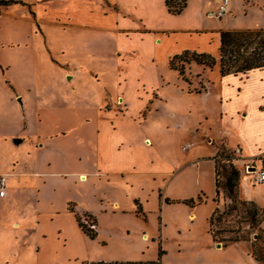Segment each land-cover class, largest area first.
<instances>
[{
	"label": "rangeland",
	"instance_id": "obj_1",
	"mask_svg": "<svg viewBox=\"0 0 264 264\" xmlns=\"http://www.w3.org/2000/svg\"><path fill=\"white\" fill-rule=\"evenodd\" d=\"M231 2L238 27L264 28V0L245 4L247 15L240 14L238 0ZM81 17L86 16L78 0H11L0 6V173L11 172L13 165V173H49L28 177L22 186L23 179L7 177L8 201L0 198V264H80L134 257L143 232L150 235L143 243L147 247L143 260L157 259L161 242L166 251L160 256L161 264L181 260L262 264L249 252L257 229L248 225V204L230 209L221 225L236 229L239 224L238 235L248 241L225 243L222 238L233 234L226 232L218 234L221 241L212 245L206 229L217 204L220 209L231 204L221 186L223 164L238 168L243 197L263 209L264 182L253 181L254 172H245L233 149L215 142L208 145L211 141L206 137L193 149L182 148L184 136L175 130L181 122L176 114L186 109L188 97L170 94L175 88L160 87L162 81L178 84L181 79L187 91L206 90L210 68L199 65L195 71L191 61L184 64L183 76L176 70L174 74L165 64L164 50L157 57L140 60L129 51L136 42L127 37V50L117 51L115 34L96 32ZM146 48L143 52L148 54ZM155 86L159 92L166 91L163 100L153 95L142 106L139 99ZM109 111L118 117L107 118ZM212 125L217 128L215 121ZM200 129L203 133L205 126ZM214 135L219 138L217 130ZM144 136L147 148L140 146ZM214 147L220 182L217 202L213 201ZM129 148L133 150L125 154ZM200 157L205 158L196 162ZM133 158L153 162L163 158L179 171L168 183L140 163H136L139 174H126L123 179L103 172ZM80 172L86 174L84 180ZM158 189L176 201L162 204ZM199 196L201 202L194 207L183 203L197 201ZM239 196L243 198L240 190ZM114 201L119 209H112ZM76 208L98 218L100 234L94 238L84 234L85 239L77 235L75 219L80 222L81 216L89 215L96 220ZM68 241L71 247L64 245Z\"/></svg>",
	"mask_w": 264,
	"mask_h": 264
},
{
	"label": "crops",
	"instance_id": "obj_2",
	"mask_svg": "<svg viewBox=\"0 0 264 264\" xmlns=\"http://www.w3.org/2000/svg\"><path fill=\"white\" fill-rule=\"evenodd\" d=\"M229 1L230 12L222 18L216 19L208 17L206 12L208 10H214L218 7L217 0H186V6L179 14L176 15L168 12L165 0H78L80 6L83 7L84 14L86 16L83 18L81 17L79 20L95 27L96 32L103 31L115 34L117 51L127 50L124 49L127 47L124 39L127 37H133L134 42L136 43L130 44L129 51L138 54L140 60L157 57L158 53L164 50L165 64L168 66L169 58L174 54L181 53L184 50L204 52L216 57L219 53L218 47L220 41V31L231 29L264 30V28L260 26L250 28L238 27L236 24L238 22V18L231 15V5L233 2H231V0ZM257 1L258 0H252L251 2H246L244 0H238V3L240 4V14L247 15L248 6H246V8L244 5H254ZM84 6H86V8H84ZM145 45L149 46V49L146 48L147 51H145L148 52V54L143 52V46ZM217 63L210 68L206 75L207 79L204 83L206 90L203 89V91L195 93L187 91V86L181 79L178 84V81H176L175 84L162 81L160 84L162 90H166L171 87L175 88V90H173L174 92L170 91V94L174 93L181 98L185 96L188 97L186 98V109L181 110L176 114L180 116L179 121L181 122L176 124L175 130H177L180 135L184 136L182 148L186 147V151L188 148L193 149L197 144H200L199 141L202 142V137H206L207 141H211L210 144H208L211 146H213L212 143L215 142L216 145L222 146L225 149L240 148V157L237 161L241 164L251 162L252 164L254 163V166L257 165L259 167L260 165H263L264 162V67L221 76L219 64ZM194 67L195 71L199 70L198 64H194ZM172 72L176 74L174 70H172ZM165 92L166 91H164V93ZM164 93L159 92L155 86L150 88V92H145V94L143 92L145 98L142 97L139 100L142 102V106L153 95L157 96L158 100L162 101L163 98L161 95ZM105 116L113 119L114 117H118V115H116L113 111H109L108 114H105ZM213 121L217 123V128H214V125H212ZM201 125L205 126V131L203 133L200 129ZM215 130L218 131L219 138L214 137ZM120 131H122V129ZM145 138L148 137L144 136L140 140V146L147 148L143 142ZM190 138H192V140ZM132 150L133 149L131 148H129L128 151L120 149V151H123L125 154L131 152ZM213 150L214 157L217 148L214 147ZM100 157H102V155H100ZM204 158L205 157H200L196 162ZM260 160L262 163L259 165ZM117 163L121 164V166L112 167L111 170L103 172H106L107 174L111 173V176L123 179L126 174H132L133 172H137L139 174L137 167L140 165L136 166V163H140L143 164L141 165L143 167L149 166V169H146L149 174H160L161 177H163V182L168 183L176 177V173L179 171V169L169 164L163 158L160 160L155 159V162L148 159L139 161L133 158V160H127L123 165L122 161H118ZM126 163H129V165ZM191 163H194V160ZM212 164L214 168V160ZM10 168L11 172H7V177L16 176L19 179H23L20 181L21 184L20 182L16 183L20 184L19 186H22L25 182L24 180L28 177H40L45 173H48L47 171L39 172L37 170H33L31 172L27 170H17L13 173V171H15V165ZM82 175H85L86 177L85 173L80 172L79 176L81 177ZM239 190L241 196L243 197L240 187ZM158 192L162 194V198L161 194L158 196L162 204L166 203V198L173 202L176 201L166 196L160 189H158ZM0 198H2L3 202H7L9 193H6L4 197ZM243 199L247 198L243 197ZM118 205V201H114L112 209H119ZM217 206L220 207V204H217ZM142 209L144 211L143 206ZM77 212H87L95 217L97 225L96 233L100 234L101 231L98 218L92 212L84 210L80 211L78 209ZM159 213L160 216L163 215V213ZM189 216H192L193 218L194 213L191 212ZM158 219L160 220V217H158ZM14 224L18 225L17 223ZM74 224L78 230L77 235L85 239V235L78 226L76 219ZM166 227V224L163 227H160L159 232L161 233V230H165ZM206 231L209 233L208 226ZM143 234H147L148 238L146 240L143 239ZM208 238L211 239L210 241L213 245L214 241L210 233L208 234L207 239ZM149 239L150 235L143 232L140 236L141 244H139L137 250H132L136 252V256L124 257V259L113 261L143 260L141 256L145 252L143 250L147 248L144 247L145 245H143V243L148 242ZM64 241L66 242L65 239ZM71 244L72 243L70 241H68L67 244L64 243V245H67L68 247H71ZM159 245L161 246V242H159ZM177 246L180 247V244ZM161 248L163 249L162 246ZM197 257L198 255H196L195 258ZM170 264L212 263H202L199 260H181Z\"/></svg>",
	"mask_w": 264,
	"mask_h": 264
},
{
	"label": "trees",
	"instance_id": "obj_3",
	"mask_svg": "<svg viewBox=\"0 0 264 264\" xmlns=\"http://www.w3.org/2000/svg\"><path fill=\"white\" fill-rule=\"evenodd\" d=\"M11 0H0L1 5H7ZM165 5L169 13L176 15L179 14L186 6V0H165ZM218 59L211 54L204 52H196L190 50H184L181 53L174 54L168 60V67L172 70H176L179 75H184V64L191 61L195 64L201 65L205 68H212L217 62L220 68L221 76H225L230 73L244 72L255 68L264 67V30L262 29H231L220 31V41L218 47ZM189 83L187 80H185ZM201 90H196L200 92ZM223 155L229 157L228 154L223 150ZM228 159V158H227ZM214 160V185L215 195L213 198L214 202H217L219 196L220 182L219 177V164ZM221 169L224 172L222 188L225 191V198H229L231 201L230 206L220 209L218 206L214 208L208 219L209 232L213 241H221L218 234L220 233H233L227 238H222L226 243L237 242V241H248L243 235H238L241 230V226L237 224L236 229L227 228V226H221L226 215L230 214L231 210H237L242 205L247 206L246 213L248 215V225L250 228L257 229L254 234L253 240L250 242V255L256 261L264 264V229L261 227L262 221L264 220V209L256 205L252 200L243 199L239 196V182L240 172L238 168L232 163L223 164ZM166 203H172L173 201L165 199ZM201 202V197H197V201L193 199L183 200L190 207H194L196 204ZM90 217L89 215H87ZM92 218V217H91ZM93 219V218H92ZM94 220V219H93ZM78 226L82 232L88 235L90 238L96 236V231L85 228L79 219H76ZM220 225V226H218ZM224 243V244H225ZM165 251L159 245L158 257L155 260H138V261H97L87 262L83 261L80 264H161L160 256Z\"/></svg>",
	"mask_w": 264,
	"mask_h": 264
},
{
	"label": "built area",
	"instance_id": "obj_4",
	"mask_svg": "<svg viewBox=\"0 0 264 264\" xmlns=\"http://www.w3.org/2000/svg\"><path fill=\"white\" fill-rule=\"evenodd\" d=\"M218 7L214 10H208L206 15L210 18L220 19L227 15L230 12V1L229 0H217ZM240 148H234L233 152L240 157ZM245 167V172H254V179L253 181L256 183L264 182V165H260L259 167L254 166L253 164H249V162L243 163ZM253 170V171H249ZM7 175L5 173H0V197H4L6 195L7 187ZM80 222L85 228L97 231L96 222L88 217V216H81Z\"/></svg>",
	"mask_w": 264,
	"mask_h": 264
},
{
	"label": "bare ground",
	"instance_id": "obj_5",
	"mask_svg": "<svg viewBox=\"0 0 264 264\" xmlns=\"http://www.w3.org/2000/svg\"><path fill=\"white\" fill-rule=\"evenodd\" d=\"M6 175H7V174H6ZM79 177H80V176H79ZM81 177H84V176H81ZM81 177H80V179H81V180H84V178H81Z\"/></svg>",
	"mask_w": 264,
	"mask_h": 264
},
{
	"label": "water",
	"instance_id": "obj_6",
	"mask_svg": "<svg viewBox=\"0 0 264 264\" xmlns=\"http://www.w3.org/2000/svg\"><path fill=\"white\" fill-rule=\"evenodd\" d=\"M15 142H19L18 139H15ZM218 246H219V244H218Z\"/></svg>",
	"mask_w": 264,
	"mask_h": 264
}]
</instances>
